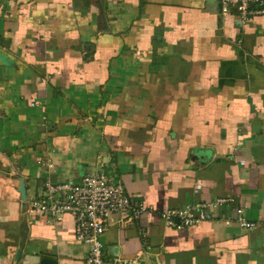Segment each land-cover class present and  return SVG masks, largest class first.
I'll return each instance as SVG.
<instances>
[{
    "label": "crops",
    "instance_id": "0c3cea01",
    "mask_svg": "<svg viewBox=\"0 0 264 264\" xmlns=\"http://www.w3.org/2000/svg\"><path fill=\"white\" fill-rule=\"evenodd\" d=\"M0 52L13 62L0 56V264H85L73 215L27 206L99 171L153 210L110 219L107 258L264 264V15L243 25L220 0H0ZM220 197L194 225L159 214Z\"/></svg>",
    "mask_w": 264,
    "mask_h": 264
},
{
    "label": "built area",
    "instance_id": "2783aa9c",
    "mask_svg": "<svg viewBox=\"0 0 264 264\" xmlns=\"http://www.w3.org/2000/svg\"><path fill=\"white\" fill-rule=\"evenodd\" d=\"M220 4L223 13L236 8L243 25L264 15V0H220ZM228 201L230 198L220 197L208 203L189 204L184 208H164L159 214L166 224L180 228L213 216L211 208ZM27 211L55 219H61L65 214L73 215L75 236L88 246L85 264H138L137 257L107 258L102 236L109 230L113 216L118 218L120 227L125 228L153 212L143 202L134 201L126 193L123 183L111 180L104 171L88 174L78 183H47L45 192L29 202ZM237 212L240 226H257L258 223L245 216L244 209L238 208ZM226 223H231V218L226 219Z\"/></svg>",
    "mask_w": 264,
    "mask_h": 264
},
{
    "label": "water",
    "instance_id": "95a60500",
    "mask_svg": "<svg viewBox=\"0 0 264 264\" xmlns=\"http://www.w3.org/2000/svg\"><path fill=\"white\" fill-rule=\"evenodd\" d=\"M0 56L2 57L3 60H5V62L7 64H12L13 62L11 61V59H8V57L6 55H2L0 52ZM19 191L21 193V199L26 202L27 200V195H26V187H25V182L23 179H20V184H19ZM21 249H19L18 251V255L21 254ZM39 264H58V261L54 258L51 257H43L41 258V260L39 261Z\"/></svg>",
    "mask_w": 264,
    "mask_h": 264
}]
</instances>
